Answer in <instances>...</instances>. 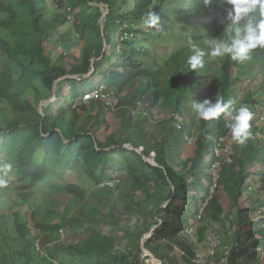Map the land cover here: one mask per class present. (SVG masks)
<instances>
[{"label": "trees", "instance_id": "16d2710c", "mask_svg": "<svg viewBox=\"0 0 264 264\" xmlns=\"http://www.w3.org/2000/svg\"><path fill=\"white\" fill-rule=\"evenodd\" d=\"M53 5L54 12L48 0H0L7 16L0 25L12 39L1 38L0 54L21 69L15 79L10 63L0 65V264H153L144 247L162 264H261L264 213L262 225L254 218L264 208V140L257 137L264 134V49L243 64L217 58L200 73L186 63L189 39L206 48L210 38L225 36L220 20L230 6ZM151 11L166 29L147 30ZM55 40L64 51L56 61L47 52ZM250 72H257L253 88L242 79ZM94 90L100 97L85 102ZM218 95L253 113L245 143L232 139L223 115L204 121L193 110V101ZM159 110L170 115L153 120L150 113ZM108 111L121 119L115 131L102 127ZM186 152L193 155L184 158ZM4 162L11 164L17 201L1 200L13 187ZM248 194L243 207L239 200ZM64 236H72L69 246Z\"/></svg>", "mask_w": 264, "mask_h": 264}, {"label": "clouds", "instance_id": "9594fccd", "mask_svg": "<svg viewBox=\"0 0 264 264\" xmlns=\"http://www.w3.org/2000/svg\"><path fill=\"white\" fill-rule=\"evenodd\" d=\"M220 2L230 6L220 20L225 36L210 38L206 42V48L189 39L191 54L186 61L189 71L200 73L199 70L204 69L206 63L217 58H230L236 63L243 64L252 59L253 51L264 49V0ZM204 3L210 6L212 0H204ZM107 15L108 13L105 16ZM146 22L150 26H158L160 21L151 11L147 14ZM192 108L197 117L204 121H213L223 115L226 127L237 143H245L252 135L250 129L253 113L244 105L237 107L234 101L225 102L223 97L218 95L214 102L210 99L202 102L193 101Z\"/></svg>", "mask_w": 264, "mask_h": 264}, {"label": "rangeland", "instance_id": "374dc122", "mask_svg": "<svg viewBox=\"0 0 264 264\" xmlns=\"http://www.w3.org/2000/svg\"><path fill=\"white\" fill-rule=\"evenodd\" d=\"M53 2H54V0H48V4H49V7H50V9L54 12L55 11V9L53 8V6H55V5H53ZM153 2H155V0H153ZM55 7H58V6H55ZM59 14H62V11H59L58 12ZM108 13V12H107ZM7 18V16L6 15H4V14H2V13H0V23L3 21V20H5ZM166 25H167V22H166V20H161L160 21V23H159V25L158 26H152L154 29H158V30H161L162 29V27H165V29H166ZM151 28V26L149 27V28H147V30L149 31V29ZM61 30H66L64 27L63 28H61ZM149 37H151V36H149ZM1 38H3V39H6L7 41H10V40H12L11 39V37H10V34H9V31L8 30H6V29H4L1 25H0V40H1ZM170 41L171 40H169V43H168V46H170ZM176 44H177V41H176ZM162 45H164V44H162ZM52 47H48V49H47V52L48 53H51L52 54V56H53V60L54 61H56V59L62 54V53H64V51L63 50H60V48H63L62 46H61V44H60V42L58 41V40H55L54 41V43H53V45H51ZM67 53V52H66ZM0 57L2 58L1 60H0V65L1 64H3V63H10L11 64V67H12V69H13V71H14V77H15V79H18L19 77H20V74H21V69L18 67V66H16L14 63H11V62H8V57H7V55H6V53H2V54H0ZM236 73H237V70H234V75H236ZM257 74V72H250V73H248V76H245V77H243L242 79H243V81H244V85L245 86H251L252 88L253 87H255L256 85H255V83H253V79H254V77H255V75ZM260 81H262V79L260 80ZM244 92L242 91V94H243ZM55 98H52V99H50V100H47V101H44V102H42L41 103V106H40V110H41V112H42V110H43V107L44 106H46L48 103H50V102H55ZM86 100V99H85ZM31 101L33 102V103H35V101H34V99H31ZM19 113L20 112H14L13 114H15V115H18L19 116ZM159 113L160 114H164L165 116H169L170 115V113H169V111H165V113H163L162 111H155V112H152V113H150L151 114V118L153 119V120H155V119H157L158 117H160L161 115H159ZM113 114H112V112L111 111H108L107 112V120H108V123L105 125V126H102L103 128H109V126L110 127H112V130L111 131H115L116 129H118L119 128V125L117 124L118 122L120 123V121H121V119L118 117V116H116V117H114V116H112ZM180 119V118H179ZM84 122V121H83ZM120 125H121V123H120ZM97 129V127H93V130L92 131H95ZM106 133V132H105ZM105 133H103V135L105 134ZM3 137H4V134L2 135ZM261 141L262 140H264V134L263 133H260L258 136H257ZM224 142V141H223ZM229 147V145L228 144H225V149L224 150H222V153H224L225 155H226V157H229V155H230V153H231V151H230V148H228ZM140 152H143V149L141 148L140 149ZM217 153H218V155H221L220 154V152L217 150ZM193 154H191L190 152H186V153H184V158H186V157H190V156H192ZM209 159V158H208ZM149 162H151L152 164H154V165H156L155 164V161H154V158L152 157L150 160H148ZM4 164V166H5V168L9 171L10 170V168H11V164L10 165H8V163H6V162H4L3 163ZM261 170V166H258L257 168H253V171H255V170ZM218 172H220L219 171V169H217L216 170V172L215 171H213V174H215V175H218L219 173ZM9 173V178L11 179V182H13L12 183V189H11V191H8L6 194H4V195H2L1 196V200L2 201H5V199H10V201H17L19 198V192L16 190V188H17V185H16V180L15 179H13L12 178V172H8ZM75 175H77V174H79V171H76L75 173H74ZM69 181H71V178H69L68 179ZM72 181H76V178H72ZM259 185V184H258ZM256 186L255 188L254 187H252V188H254V189H261V186L259 185V186ZM110 187H112L113 186V183H110V185H109ZM1 194V193H0ZM219 194L224 198L223 199V201L225 200V202L226 201H228L229 199H226L225 198V196H226V193H225V191L223 190V188H221V190L219 191ZM245 194H247V193H245ZM193 196H197V193L196 192H194L193 194H192ZM6 197V198H5ZM261 198H259L260 199V201H262L263 199H264V195H261L260 196ZM251 199H252V195H250V194H248L247 195V198L244 196L242 199H240L239 201H240V203H241V205L243 206V207H247L249 204H248V202L249 201H251ZM118 201H121V200H118ZM241 206V207H242ZM116 208H118V207H116ZM222 209H223V215H222V217H225V216H227L228 214H229V212H230V208H229V205L228 206H224V207H222ZM262 213H264V208H260L259 210H258V217H256V218H254V220L257 222V223H259L260 225H262V219H263V216H262ZM41 214H45V212L43 211V212H41ZM71 214H76L73 210L71 211ZM30 215V214H29ZM124 217H126V214L124 215ZM253 220V219H252ZM10 222L12 223V222H14V220H10ZM226 223L228 224V226L230 225V221H226ZM219 224V223H218ZM215 224V230H217L220 226L219 225H221V224ZM244 226V225H243ZM30 227L31 228H33L34 229V226L31 224L30 225ZM248 227H249V229H251V232L252 231H254V225L253 224H249L248 225ZM34 231H35V229H34ZM35 233V232H34ZM244 234H245V231H244ZM240 235H243V233L241 232V234ZM216 235L215 234H213L212 235V237H211V243H212V241L214 240V239H216L217 237H215ZM64 238H65V241H63L62 243H64V244H66L67 246H69V244H70V240H71V238H72V236H64ZM145 238H147L146 240H144L143 241V243L144 244H146V242L150 239V237H149V234L148 235H145ZM76 245L78 244L77 242L75 243ZM84 245V244H83ZM144 246V245H143ZM142 246V247H143ZM141 247V248H142ZM214 246H212L211 245V247H210V251L208 252V253H211V252H213V250H214ZM143 250H144V252H145V257H147V256H149V257H151V261L150 260H147V262H153L154 261V259H156L155 258V256L150 252V251H147V249L144 247L143 248ZM4 254L5 253H2V248L0 247V262L2 261V258H3V256H4ZM8 255H9V253H7ZM175 254L178 256V257H181V253H180V251H175ZM8 255L6 256V258H8ZM145 257H144V259H145ZM198 259L201 261V260H203L204 259V257H203V255H200V256H198ZM23 261V260H22ZM245 261V260H244ZM202 262H204V260L202 261ZM201 262V263H202ZM155 262H153V264H154ZM241 264H244V263H241ZM261 264H264V260L262 261V263Z\"/></svg>", "mask_w": 264, "mask_h": 264}, {"label": "bare ground", "instance_id": "6f19581e", "mask_svg": "<svg viewBox=\"0 0 264 264\" xmlns=\"http://www.w3.org/2000/svg\"><path fill=\"white\" fill-rule=\"evenodd\" d=\"M100 97V93L96 90H94L92 93H90L89 95H86L84 97V101H91L92 99H98ZM86 99V100H85Z\"/></svg>", "mask_w": 264, "mask_h": 264}, {"label": "water", "instance_id": "95a60500", "mask_svg": "<svg viewBox=\"0 0 264 264\" xmlns=\"http://www.w3.org/2000/svg\"><path fill=\"white\" fill-rule=\"evenodd\" d=\"M153 262H155L154 264H162L161 262H159L157 259H154V261Z\"/></svg>", "mask_w": 264, "mask_h": 264}]
</instances>
